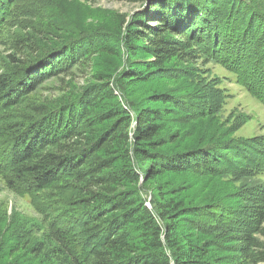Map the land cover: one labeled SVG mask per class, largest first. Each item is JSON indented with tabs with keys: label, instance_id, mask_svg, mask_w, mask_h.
<instances>
[{
	"label": "trees",
	"instance_id": "16d2710c",
	"mask_svg": "<svg viewBox=\"0 0 264 264\" xmlns=\"http://www.w3.org/2000/svg\"><path fill=\"white\" fill-rule=\"evenodd\" d=\"M117 1L139 4L122 16L117 36L95 30L49 39L39 29L9 27L6 14L15 0H0V171L9 188L28 193L71 180L73 195L60 199L69 206L52 222L64 220L57 230L48 225L65 264H229L210 255V242L192 243L179 233L185 216L212 218L211 205L186 203L180 185H171L168 196L158 185L150 205L143 195L147 182L167 174L212 173L225 152L216 145L164 149L178 138L163 133L172 111L167 104H176L170 93L135 97L95 72L92 82L58 101L32 93L50 77L63 80L89 66L99 52L133 58L126 74L133 86L167 74L172 60L214 49L249 66L250 91L264 101V0ZM256 228L264 235V225ZM253 261H264V253Z\"/></svg>",
	"mask_w": 264,
	"mask_h": 264
},
{
	"label": "rangeland",
	"instance_id": "374dc122",
	"mask_svg": "<svg viewBox=\"0 0 264 264\" xmlns=\"http://www.w3.org/2000/svg\"><path fill=\"white\" fill-rule=\"evenodd\" d=\"M138 8L139 4L117 0H15L6 15L13 30L33 33L39 29L40 38L95 30L117 36L122 16L128 18ZM137 57L145 59L147 55L139 52ZM132 59L122 51L95 53L89 66L63 80L50 77L32 94L58 101L92 82L93 72L104 73L121 88L127 86V92L135 97L170 93L176 104H167L172 111L165 117L163 133H176L178 138L164 149L216 145L225 152L212 173L167 174L147 182L143 195L150 205L151 194L159 195L158 185L167 196L171 185L183 186L186 203L211 205L215 214L212 218L185 216L179 233L192 243L210 242V255L222 257L224 263L264 264L253 261L255 255L264 253V235L255 231L264 225V101L250 91L255 82L246 80L249 66L236 65L214 49L194 50L189 60L167 64L171 67L167 74L156 73L131 86L126 74ZM70 183L64 179L36 193L15 191L0 171V264H65L66 257L56 252L48 225L56 211L69 206L60 199L73 195ZM62 220L52 222L53 229L57 230ZM69 225L62 224V230ZM72 233L69 230L67 237Z\"/></svg>",
	"mask_w": 264,
	"mask_h": 264
},
{
	"label": "water",
	"instance_id": "95a60500",
	"mask_svg": "<svg viewBox=\"0 0 264 264\" xmlns=\"http://www.w3.org/2000/svg\"><path fill=\"white\" fill-rule=\"evenodd\" d=\"M147 3V1H145L144 5ZM149 205V204H148Z\"/></svg>",
	"mask_w": 264,
	"mask_h": 264
}]
</instances>
